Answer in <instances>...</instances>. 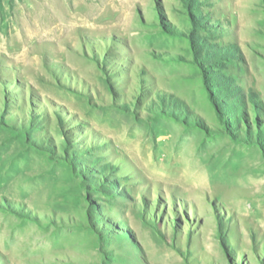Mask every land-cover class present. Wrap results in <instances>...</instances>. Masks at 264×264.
Masks as SVG:
<instances>
[{"label": "rangeland", "instance_id": "1", "mask_svg": "<svg viewBox=\"0 0 264 264\" xmlns=\"http://www.w3.org/2000/svg\"><path fill=\"white\" fill-rule=\"evenodd\" d=\"M0 264H264V0H0Z\"/></svg>", "mask_w": 264, "mask_h": 264}, {"label": "bare ground", "instance_id": "2", "mask_svg": "<svg viewBox=\"0 0 264 264\" xmlns=\"http://www.w3.org/2000/svg\"><path fill=\"white\" fill-rule=\"evenodd\" d=\"M129 126H130V124H128ZM134 125V124H133ZM134 127V126H133ZM130 131V130H129ZM128 133H130V132H128ZM181 136V135H180ZM184 136V135H183ZM186 137V136H185ZM162 159V158H161Z\"/></svg>", "mask_w": 264, "mask_h": 264}]
</instances>
